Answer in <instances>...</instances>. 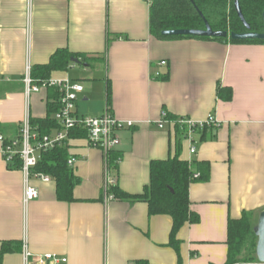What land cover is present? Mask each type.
Masks as SVG:
<instances>
[{
  "label": "crops",
  "instance_id": "0c3cea01",
  "mask_svg": "<svg viewBox=\"0 0 264 264\" xmlns=\"http://www.w3.org/2000/svg\"><path fill=\"white\" fill-rule=\"evenodd\" d=\"M151 1L0 0L2 136L15 140L26 118L47 117L48 91L27 97L24 79L59 50L88 59L51 77L84 86L79 117L135 123L119 133L116 169L85 137L70 140L71 168L81 179L71 203L58 200L54 180L33 178L39 198L25 206L24 174L7 164L0 141V255L4 243L21 245L3 264H26L25 252L32 264L47 255L65 264H227L229 221L245 213L258 221L264 211V45L161 41L150 31ZM219 87L232 89L233 99H220ZM164 115L198 123L214 117L218 125L192 143L180 128L160 129ZM176 155L210 170L190 187L200 222L181 229L178 251L170 246V216L151 217L148 204L111 193L117 185L142 194L151 163Z\"/></svg>",
  "mask_w": 264,
  "mask_h": 264
},
{
  "label": "trees",
  "instance_id": "16d2710c",
  "mask_svg": "<svg viewBox=\"0 0 264 264\" xmlns=\"http://www.w3.org/2000/svg\"><path fill=\"white\" fill-rule=\"evenodd\" d=\"M239 4L245 21L251 28V32L264 33V0H239ZM200 13L203 15L201 16ZM205 21L215 32H230L245 34L247 30L244 23L238 17L235 9V0H152L150 7V31L152 36L161 41L174 40H200L237 45H264L261 40L231 41L228 39L202 38L191 36L168 37L163 32L176 30H205ZM72 60H78L82 65L88 63L87 58L72 54L68 50H59L51 58L47 65L38 66L31 72L35 85L41 86L51 80L55 72L67 71ZM164 78V77H163ZM167 77H165L166 79ZM52 102L48 103L47 117L44 119H31L32 126L37 128L41 136L52 135L61 130L54 116L61 109V97L58 88H46ZM218 97L225 101L233 99V91L229 88L218 89ZM168 119L177 120L176 117L167 115ZM177 129V128H176ZM179 129V128H178ZM204 129L200 134L205 140ZM182 132V131H181ZM182 139L184 133L182 132ZM85 137L84 131L70 132L71 139ZM67 141V142H68ZM69 142L65 147L56 148L42 154V158L35 172L51 177L56 183L57 197L59 201L75 202L74 192L80 185L81 179L77 177L73 169L68 165ZM180 148V142L178 143ZM122 155L118 151L108 155L110 168L116 169ZM15 168H20V161H15ZM209 165L194 162H186L179 155L167 160L153 161L150 166V183L140 195L125 193L120 187L113 186L111 193L115 200L131 204L144 202L148 204L149 215H167L173 220L170 237V246L179 250L180 242L177 239L179 232L186 225H195L200 222V217L191 210L190 187L196 182H204L209 179ZM198 176V177H197ZM255 218L251 213L243 214L241 219L230 220L228 225V261L227 264L252 263L258 261L256 248L258 238L254 233ZM4 243L0 255V264L6 254L21 250V245L13 246ZM249 257V258H248ZM246 261V262H245ZM259 262V261H258ZM134 264H148L147 262H135Z\"/></svg>",
  "mask_w": 264,
  "mask_h": 264
},
{
  "label": "built area",
  "instance_id": "2783aa9c",
  "mask_svg": "<svg viewBox=\"0 0 264 264\" xmlns=\"http://www.w3.org/2000/svg\"><path fill=\"white\" fill-rule=\"evenodd\" d=\"M162 65H166V62H163ZM24 83L27 97L49 87L58 88L62 94L61 109L55 115V120L61 127L60 131L52 135L41 136L37 128L32 126L31 119L26 118L23 122L19 138L8 140L0 134V141L3 147L2 153L7 164L14 167L16 160H19L21 163L19 169L23 172L25 178L24 204L28 206L32 201L39 198V191L32 185V179L35 178L44 183L52 181L51 177L35 172L42 154L56 148L65 147L69 142L70 132L84 131L89 147L103 152L108 157L111 152L117 151L121 145L119 133L125 129L133 128L135 123L118 120L109 114L98 118L79 117L77 115V103L79 96L84 93L85 88L80 83H74L69 79L48 80L41 86L35 85L29 67ZM217 125L214 117H210L206 122L198 123L185 118L171 120L166 115L158 123L160 129H165L167 126L180 128L184 133V138L192 143L193 137L197 132H203L204 129L217 127ZM190 153L192 155L196 153L195 146L191 148ZM68 165L73 167L75 159L70 158ZM30 258L31 254L25 252L26 264H32L29 261ZM65 263H67L66 259L53 255L39 258L36 262V264Z\"/></svg>",
  "mask_w": 264,
  "mask_h": 264
},
{
  "label": "water",
  "instance_id": "95a60500",
  "mask_svg": "<svg viewBox=\"0 0 264 264\" xmlns=\"http://www.w3.org/2000/svg\"><path fill=\"white\" fill-rule=\"evenodd\" d=\"M235 9L238 17L246 26L248 33L236 34L230 32H215L212 30L207 21H205V30H176V31H166L163 32V36L177 37V36H191V37H202V38H217V39H228L231 41H243V40H261L264 41V33L257 34L251 32L250 26L245 21L243 16L239 0H235ZM201 16H203L200 13ZM264 19V14H263ZM72 62L79 64L78 60H72ZM254 233L258 238L256 255L260 264H264V211L259 215L257 224L254 228Z\"/></svg>",
  "mask_w": 264,
  "mask_h": 264
},
{
  "label": "rangeland",
  "instance_id": "374dc122",
  "mask_svg": "<svg viewBox=\"0 0 264 264\" xmlns=\"http://www.w3.org/2000/svg\"><path fill=\"white\" fill-rule=\"evenodd\" d=\"M82 67H78V70L80 71V72H85L83 69H81ZM77 70V71H78ZM95 75H97V74H95ZM98 77H99V74L97 75ZM255 223L257 224V218L255 219ZM249 258V257H248ZM244 261H242V262H240L239 264H260L258 261H256V262H252V263H243ZM246 262V261H245Z\"/></svg>",
  "mask_w": 264,
  "mask_h": 264
}]
</instances>
